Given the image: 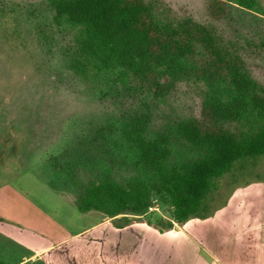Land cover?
I'll return each mask as SVG.
<instances>
[{
	"label": "rangeland",
	"instance_id": "rangeland-1",
	"mask_svg": "<svg viewBox=\"0 0 264 264\" xmlns=\"http://www.w3.org/2000/svg\"><path fill=\"white\" fill-rule=\"evenodd\" d=\"M51 1L0 0V217L20 239H10L14 259L39 251L50 256L63 252L61 264L74 256L86 264H108L115 256L107 253L108 244L97 241L106 236L109 223L118 228L129 219L131 224L167 229L172 222L181 225L175 222L174 209L154 197L146 215L109 218L98 211L79 213L77 202L91 180L108 175L124 184L150 183L119 124L142 112L146 102L152 115L148 133L171 131L183 119L201 117V91L183 84L167 99L154 101L129 93L117 72L95 80L78 76L70 67L74 32L56 20ZM151 1L164 17L191 18L214 27L223 45L244 59L264 95V13L228 5L227 14L216 19L207 0ZM226 128L240 130L236 125ZM171 148L175 162L202 156L181 138L173 137ZM247 176L240 186L223 192L222 203L227 204L215 217L228 208L229 218L217 217L218 225L225 224L220 231L210 230V225L204 231L196 224L183 228L201 246L193 254L208 263L223 251L236 256L238 264H264V158L250 165ZM243 206L249 209L240 211ZM249 227L253 233L240 242L238 231ZM165 242L172 246L168 237ZM122 245L136 244L126 237ZM149 246L145 241L134 250L146 252Z\"/></svg>",
	"mask_w": 264,
	"mask_h": 264
},
{
	"label": "trees",
	"instance_id": "trees-1",
	"mask_svg": "<svg viewBox=\"0 0 264 264\" xmlns=\"http://www.w3.org/2000/svg\"><path fill=\"white\" fill-rule=\"evenodd\" d=\"M212 17L228 5L264 13L260 0H207ZM56 20L74 32L70 67L95 80L117 72L132 95L163 101L179 86L201 91V117L177 122L171 131L149 134L150 105L119 124L124 140L151 182L121 183L113 176L91 180L77 202L79 213L98 211L115 218L143 216L154 197L169 203L175 222L207 220L225 204L223 192L240 186L251 164L264 158V95L246 62L227 49L214 27L191 18L161 14L151 0H52ZM236 125L235 132L226 128ZM202 153L189 162L172 158V139ZM244 186V185H242ZM227 202V201H226ZM126 219L123 226H129ZM151 225V224H150ZM155 227V226H154ZM174 224L167 229L172 230Z\"/></svg>",
	"mask_w": 264,
	"mask_h": 264
},
{
	"label": "crops",
	"instance_id": "crops-1",
	"mask_svg": "<svg viewBox=\"0 0 264 264\" xmlns=\"http://www.w3.org/2000/svg\"><path fill=\"white\" fill-rule=\"evenodd\" d=\"M249 208L247 207L244 209L243 206V208H240V211H247ZM225 209L228 210V208ZM227 210L217 215H221L224 218L228 214ZM213 217L214 218L211 217L207 220L194 219L193 221L191 219L192 221H187L183 225H175L172 230H166L164 232H161L159 229L146 222L134 223L125 228H116L112 223H109L110 230L108 231L109 234L108 232L106 233V240L105 237H103L101 241H97V239L96 241L108 244L106 245L108 248L107 253L115 256L114 259L118 261V264H238L239 259H237L236 256H226L223 251L221 252L220 257L214 254L215 258L214 260L212 259L213 261H211V263L206 262L200 254H193L192 250L194 248H201V246L193 244L192 239L188 236L189 233H187L183 228L186 229L189 228L190 225L196 224L202 227L204 231L206 226L210 225V230L215 231L216 228H219L218 230L220 231L225 224L223 223V225H218L219 222H215L217 217H215V215ZM227 217L229 218L228 215ZM244 217L245 216H241V218ZM253 231V227L245 228L243 231H238L239 233L237 234L239 241H246V236L253 233ZM13 234L14 230L10 229V224L3 221V218L0 217V264H30L33 261H38L40 264H61L60 261L63 256V252H61L60 255L53 254L50 256L47 255V253H43L44 251H39L27 259H14V249L10 248V239H15L17 241H20V239L18 237H14ZM121 235H124L122 239ZM126 237H128L129 241L136 245L147 241L150 243V246L146 252L143 250H134L136 245H134V247L131 245H122V247L119 248L120 240H126ZM167 237L172 240V246L163 244L166 243L165 239ZM114 259L111 261L110 258L108 264H117L114 262ZM69 264L86 263L80 262L79 258L74 256Z\"/></svg>",
	"mask_w": 264,
	"mask_h": 264
}]
</instances>
